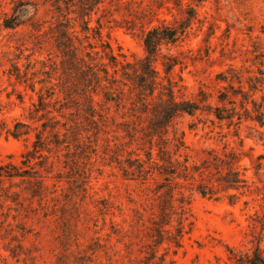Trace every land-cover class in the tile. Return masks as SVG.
Returning a JSON list of instances; mask_svg holds the SVG:
<instances>
[{"label":"rangeland","instance_id":"1","mask_svg":"<svg viewBox=\"0 0 264 264\" xmlns=\"http://www.w3.org/2000/svg\"><path fill=\"white\" fill-rule=\"evenodd\" d=\"M135 1L127 8L116 0L107 2L111 12H105L102 19L103 39L120 59L134 60L145 55L142 23L151 27L163 19L174 22L183 15L173 0L163 6L153 4V10L149 8L153 0ZM43 2L0 0V165L9 161L22 164V154L31 146L35 131L32 128L28 134L15 137L7 130L17 121L32 127L40 125L41 122L31 119L33 104H38L41 89L46 95L47 88L56 82L49 77V65L58 59L56 50L51 41H41L43 38L31 25L38 19H52V13L47 11L49 5ZM22 3L27 5L20 9ZM182 3L183 8L191 3L198 18L182 42L163 47L164 53H173L182 61L172 73L185 86L184 95L178 93L179 98L193 97L202 87L214 93L215 101L217 91L225 85L217 79L218 74L227 73L230 67L241 70L245 76L247 70L264 69V0H182ZM119 5L120 11H114ZM102 13L99 9L94 14L93 26L98 25L96 18ZM111 13L118 23L112 21ZM13 15H20L21 23L8 28L4 20ZM49 21L39 34L48 30ZM132 23L136 24L135 29L128 28ZM161 60L156 67L164 75ZM17 72L22 81L16 78ZM30 83H34L35 90L28 86ZM256 97L263 99L264 105V92ZM96 98L101 100L99 96ZM96 107L99 111L109 108L110 117L102 126L104 131L94 133L84 115L79 114L78 120L87 128L82 131L81 166L74 173L63 174L57 196L50 193L51 186L47 197L32 199L26 181L0 177V264H146L151 242L149 218L153 211L149 180L125 178L110 155L117 149L116 143L120 145L117 157L123 160L131 150L143 153L139 148L149 149L148 117L139 116V112L134 115L135 111L128 107L117 110L114 103L104 101ZM123 122L127 123L129 134L121 129ZM135 126L137 132L133 130ZM177 128L183 132L191 160L207 155L204 150L221 153L225 148L235 149L242 152L241 167H248L247 175L259 183L253 166L259 155L264 157V141L259 139L256 129L264 132V127L244 121L236 134L235 126L211 121L204 114H183L177 119ZM116 134L120 136L116 138ZM261 162L264 182V158ZM78 174L86 176L82 186V181L73 177ZM48 180L51 184L56 182L54 178ZM220 195L216 199L193 192L190 204L193 224L182 238V247L174 252L162 244L156 247L157 255L168 251L167 259H173L174 264H233L228 259L227 246L248 250L253 238L250 216L257 209L261 212L258 201L245 194L232 204L225 193ZM262 235L264 252V230Z\"/></svg>","mask_w":264,"mask_h":264},{"label":"trees","instance_id":"2","mask_svg":"<svg viewBox=\"0 0 264 264\" xmlns=\"http://www.w3.org/2000/svg\"><path fill=\"white\" fill-rule=\"evenodd\" d=\"M113 1L44 0L43 4L49 5L47 11L52 13V19H38L31 25L43 38L41 41H51L56 50L58 59L52 60L48 71L49 77L56 82L47 88L46 95L41 89L38 104H33L31 119L41 122L40 125L32 127L31 124L17 121L13 128H8L7 132L15 137L26 135L33 128L35 137L22 154V164L9 161L0 165V177L26 181V190L32 199L47 197L51 186L53 190L50 193L57 196L63 174L74 173L81 166L80 158L84 153L81 147L82 131L87 128L78 120L79 114L82 113L94 133L99 134L104 131L102 126L110 117L109 108L97 110L100 101L114 103L117 110L128 107L135 111L134 115L139 112V116L145 114L148 117L149 149L139 148L143 153L131 150L123 160L117 157L120 145L116 143L117 149L114 148L110 159L118 162L125 178H141L144 182L149 180V199L153 200V211L149 218L151 242L146 264H174L173 259H167L168 251L158 256L156 247L167 244V250L174 252L182 247V238L193 224L190 210L193 192L216 199L225 193L232 204L241 195L254 196L252 199L258 201L261 212L257 209L250 216L253 220L252 246L248 250L227 246L228 259L233 264H264L261 246L264 230L263 155L258 156L253 166L258 183L247 175L248 167H241L242 152L235 149L225 148L221 153L215 149L204 150L207 155L197 161L191 160L183 132L177 128V119L183 114H204L211 121L225 122L228 127L235 126L236 134L244 121L264 127L263 99L256 97L257 93L264 92V69L258 68L257 72L247 70L248 76H245L241 70L230 67L227 73L218 74L217 79L225 85L217 91L215 101L214 93L202 87L193 97L179 98L178 93L184 95L185 86L180 83L181 78L176 80L172 73L182 61L173 53H164L163 47L174 46L184 40L193 21L198 18L197 9L191 3L183 8L182 0H173L183 12L182 17L175 18L174 22L163 19L151 27H145L146 24L142 23L140 30L145 55L127 60L120 59L102 35L104 13L111 12L107 2ZM116 1L126 8L136 2ZM168 3L170 0H153L149 8L153 10V4L163 6ZM25 5L22 3L20 9ZM120 8L121 5L114 11L118 12ZM99 9L103 13L96 18L98 25L93 26V16ZM19 12L22 15V10ZM20 15L6 18L4 25L8 28L19 26ZM110 16L112 21L119 22L114 13ZM48 21V30L39 34ZM135 27V23L128 26L129 29ZM161 58L164 75L156 67V62ZM16 78L22 81L20 72L16 73ZM246 84L248 89H245ZM28 86L35 90L34 83ZM98 96L101 100L96 98ZM126 124L123 122L122 128L117 129L121 128L129 134ZM133 130L137 132V126ZM256 132L259 139L264 141V132L258 129ZM114 136L117 138L120 134ZM110 147L108 144V154ZM134 153L135 156H132ZM73 177L77 182L82 181L80 186L87 181L86 176L81 177L80 174ZM49 178H54L56 182L51 184ZM83 189L86 191V186ZM244 203L247 205L249 201ZM258 225L260 232H257Z\"/></svg>","mask_w":264,"mask_h":264}]
</instances>
